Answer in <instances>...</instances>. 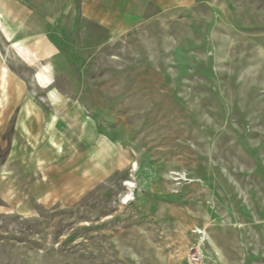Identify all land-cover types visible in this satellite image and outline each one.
I'll return each mask as SVG.
<instances>
[{"label": "rangeland", "instance_id": "374dc122", "mask_svg": "<svg viewBox=\"0 0 264 264\" xmlns=\"http://www.w3.org/2000/svg\"><path fill=\"white\" fill-rule=\"evenodd\" d=\"M0 264H264V0H0Z\"/></svg>", "mask_w": 264, "mask_h": 264}]
</instances>
